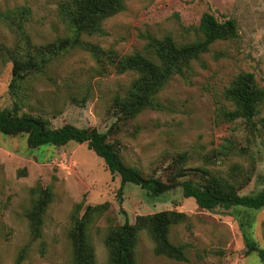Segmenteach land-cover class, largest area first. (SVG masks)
I'll return each instance as SVG.
<instances>
[{
  "label": "rangeland",
  "instance_id": "374dc122",
  "mask_svg": "<svg viewBox=\"0 0 264 264\" xmlns=\"http://www.w3.org/2000/svg\"><path fill=\"white\" fill-rule=\"evenodd\" d=\"M61 2L0 0L1 109L41 116L53 129L70 124L106 134L123 162L145 177L197 184L215 177L235 183L242 196L264 190V102L251 122L231 121L234 106L225 98L241 74H253L264 90V0H128L123 12L104 22L103 35L83 37L105 52L100 63L89 52L69 51L53 60L47 74L28 78L15 97L14 53L69 36ZM24 8L29 13L16 17ZM206 12L221 22L234 19L238 39L216 42L185 76L173 77L158 96L162 110L120 118L115 98L137 76L118 74L116 65L135 53L148 56L149 37L171 35L178 44L200 39L197 28ZM20 22L24 30L17 33ZM121 188V178L86 144L30 149L26 134L0 132V264H73L74 213L106 205L89 231L96 264H108L111 227L165 211L187 216L171 229L170 240L187 246L188 261L157 256L151 235L141 231L138 264H264L257 254L246 255L248 240L264 250V209L207 211L185 198L181 187L161 197L132 184ZM45 193L41 236L35 238L31 216Z\"/></svg>",
  "mask_w": 264,
  "mask_h": 264
},
{
  "label": "trees",
  "instance_id": "16d2710c",
  "mask_svg": "<svg viewBox=\"0 0 264 264\" xmlns=\"http://www.w3.org/2000/svg\"><path fill=\"white\" fill-rule=\"evenodd\" d=\"M127 1L62 0L59 8L68 25L69 36L40 47L33 46L34 50L30 52L19 50L14 53L13 80L10 86L13 95L20 97L18 89L27 84L28 78L47 74L46 71L53 60L69 51L81 49L89 52L100 63L105 52L98 46L85 42L83 37L103 35L104 22L123 12ZM28 13L29 9L24 8L16 13V17L23 18ZM15 26L17 33L24 30L23 22ZM197 31L201 38L187 44H178L171 35L162 39L149 37L146 45L148 56L135 53L123 58L116 65L118 74L134 73L137 76L125 95H118L115 98L120 118L132 120L147 110H162L163 105L158 100V96L173 77L185 76V73L191 70L192 63L200 61L202 55L208 53L216 42L234 41L239 37L238 25L234 19L221 22L208 12L203 14ZM225 98L234 106V109L228 113L231 121L244 119L251 122L257 115L259 106L264 102V90L257 85L253 74H241L226 90ZM0 132L10 136L26 134L30 149L47 146L63 147L69 143L86 144L91 151L103 159L112 175L121 178L122 188L126 184H132L152 197L164 196L181 187L184 197L194 199L203 210L244 208L260 211L264 209V190L254 196H242L237 192L235 183L215 177L205 184H197L194 181L180 183L177 180L166 183L157 177H145L137 169L128 167L119 152L108 142L107 135L96 130L80 129L70 124L53 129L41 116L18 115L16 108L13 111L0 108ZM49 195L45 193L37 200L31 216L35 238L41 236L42 215ZM106 209L107 205L89 206L83 215H80L79 211L74 213L70 231L73 264H96L89 231L95 218L102 215ZM186 221L185 214L165 211L141 216L134 224L126 222L122 226L111 227L105 237V245L109 253L108 264H138L137 244L141 231H147L151 235L157 256L187 262V246L175 245L170 240L171 229ZM246 247V255L254 253L264 260V250L255 240H248Z\"/></svg>",
  "mask_w": 264,
  "mask_h": 264
}]
</instances>
